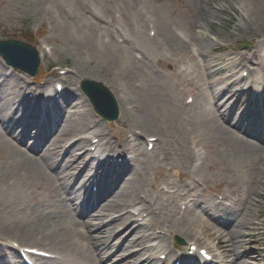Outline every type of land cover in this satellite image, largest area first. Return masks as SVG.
Listing matches in <instances>:
<instances>
[{"label": "rangeland", "instance_id": "1", "mask_svg": "<svg viewBox=\"0 0 264 264\" xmlns=\"http://www.w3.org/2000/svg\"><path fill=\"white\" fill-rule=\"evenodd\" d=\"M203 1L205 0H0V40L24 41L36 49L40 59L38 72L33 78L10 68L9 70L6 69L2 60H0V85L6 83L8 87L15 85L18 88L21 85L27 86L28 90L22 93L20 98L23 97L29 100L33 95L43 97L48 93L51 94L54 92V85L60 84L63 100L67 102V99H71L69 101L70 107H66L62 113L64 122L68 120L70 114L83 111L86 114L83 124L92 123L91 132H103L104 137L117 148L123 143L121 136H125L128 128H130L135 135L132 143L135 154L128 156H134L136 162L125 169L120 177V179L123 178V181H118L117 184L112 186L111 192L118 191V188L121 189L124 182L136 178V169L143 167L142 172L145 175V181L140 196L146 197V199L143 202L139 200L135 203L134 209L127 211L134 215L133 219H139L136 217L137 212L135 210L144 208L148 213L150 211L147 208L150 204L153 205V209L154 206L160 205L162 211L156 218L160 223L163 218L167 217L166 221L171 219L169 213L171 207H167L168 203L155 200L161 187L158 189L159 191H156L151 186L159 183L160 180L175 183L178 187L192 184L191 188H194L197 196H199L194 214L200 216L205 225L198 221L192 228H189L188 225L181 226L184 229H189L192 234L198 233L195 239L199 238L201 240L202 245L200 246L215 250L213 247L216 245L217 240L208 238L207 231L213 233L217 230H213L212 225L221 231L227 230L234 219L235 212L232 211V216L229 212L222 211L221 215L216 217L208 210V201L217 200L221 202L222 205L216 206L220 210L226 204L221 198H224V194L229 192L230 188L234 195L241 196L245 192L244 184L249 179L247 171L253 165L254 156L247 157L241 153L234 154L228 146V143L232 140L230 137H225L228 143L215 144L208 134L198 133V131L202 132V126L199 123H202L206 118H203L200 114L205 115L206 112H213L210 114L213 117L215 116L216 120L209 118L211 122L220 121L219 115L223 117L227 114H230L229 118L232 121L238 119L237 113L230 112V108L236 104V101H233L230 96L226 99L223 96H217L214 97L215 100L209 102L206 98H201V101H199V97H197L198 90L195 89L197 80L181 75L179 73L181 70L180 64H184L191 69L188 53L197 50L198 55H200L199 58L204 60L214 47H223L222 52H214V56L217 57H224V55L231 52L236 59L237 54L247 52L248 49L256 46L261 48V54L264 56V16L259 20L258 25L250 27V30L244 31V28H241V31H236L241 20L240 14L234 11L229 4H226L225 0H207L205 3ZM223 5L227 8L226 10L222 8ZM207 9L211 12V19L209 20L211 24L206 30L195 29L194 23L197 21L199 12ZM189 17L192 19L193 24L188 22ZM146 22L151 23L149 30L145 28ZM152 27L154 31L150 32V30H153ZM105 29H117L135 48L137 47V49L143 51L141 53H143L146 60L138 64L142 72L140 78L127 77L125 66H121L119 59L112 58L109 60L104 58L103 48H105L106 42H113L111 36L104 32ZM155 32L159 34L169 33L168 35L173 38L174 44L175 42L180 43L178 37L187 40L188 44L179 53L172 49L154 50L152 46L156 45V40L161 38L160 36L158 38ZM197 37H199V40H196ZM200 39H204L205 42ZM41 49L46 50L43 55L40 54V52L42 53ZM132 55L138 57L136 53ZM164 55L170 57V59L165 60ZM160 57L166 61V65L156 69L152 68L154 60ZM257 62H259V59L251 60L247 67L255 69ZM247 67H242L238 71L235 70V79L241 78L242 74H247V77L244 78L245 81L240 85V88H243L242 90L249 86L252 87V76H256V74L250 76ZM259 76L264 81V66L261 73L259 72ZM193 77L195 78V75ZM21 78L24 83L21 82ZM85 80L101 83L113 94L119 108V118L116 122L107 123L95 116L89 102L80 91V84ZM150 81L154 82L156 90L166 95V103L143 93L146 82ZM263 84L261 95L264 96ZM151 88H149V91ZM222 88L221 82L216 84L211 91L216 95L223 92ZM65 93L66 95L74 93L75 96L73 98L67 97L70 95L65 97ZM199 93L201 94L200 91ZM28 94H30L29 98ZM190 98L193 99V103L195 101L201 102L203 110L197 112H189V109L186 111L181 110L182 107L187 108L191 105L188 104ZM242 98L250 101L254 97L247 91L243 92ZM163 104L168 105L167 107L170 110L172 108L175 111L172 120L168 118ZM125 108L128 114L124 113ZM141 108H144V110L142 111ZM11 109L12 105L7 108L6 114ZM22 112L23 110L19 111L20 114ZM158 120L159 122H157ZM167 127L169 128L168 134ZM32 129L30 130L32 135L29 134L31 138H24L20 147L16 145L17 149L19 148L29 155H33L29 152L30 146L33 142L36 143L34 137L37 131ZM60 129L61 127L48 138L46 146L50 145V140L58 134ZM1 131L0 128V141L4 136ZM18 133L19 131L12 130L6 134V138H3L10 144L20 139ZM259 135L263 136L264 131L259 132ZM83 136L89 137V140L92 137V135ZM149 139L156 141L154 142L156 148L154 147L152 151L147 150ZM44 140L45 138L39 139L38 145H41ZM76 140V138L71 137V139L69 138L70 142L67 141L61 144L64 148L61 149L58 168H56V172H59L61 167L66 164L71 163L74 166L66 174L74 180L73 183L71 182L74 191L79 186L87 185L89 175L93 174L92 169L96 167L92 163L84 168L86 162L89 161V156L81 157L74 162V157H79L81 152L76 149L75 152L70 154L69 151L67 152V147ZM197 143L200 145H197ZM38 148L41 149L38 155H41L44 150L43 146ZM9 149L6 144L0 145V153L5 156H7ZM86 149L92 151L90 147ZM235 151L240 152L239 150ZM164 152L168 153L167 157ZM187 153L190 156L185 161L184 155ZM126 156L125 154L120 155L119 160H128ZM142 163H145V165L142 166ZM10 164L11 162L7 157L1 156L0 225H3L8 218L17 215L27 216L31 213V210L35 209H46L45 212L60 210L66 212L64 205L67 201V195L61 193L56 195L53 183L47 179L49 177L45 176L39 179L36 175L25 177L24 173H20L13 179L7 173ZM185 173H187V176L189 174V177L183 180V174ZM178 175L179 179L177 178ZM262 193L263 201L254 207V212L251 215L252 222L248 229L244 231L248 235L247 240L251 242L245 246L247 250H240V254L247 253L238 259L242 264H264V187ZM80 194H82L81 191H78L77 196ZM179 194L184 195L181 188ZM75 202L73 205H75ZM176 204L178 207L180 206V203L179 205ZM29 206H31V209L28 208ZM183 208L181 206L179 209L182 211ZM96 211L97 209L94 210V212ZM145 216L146 214L143 215V217ZM178 217L181 216L178 214L173 216L174 220H178L180 224L183 223L179 221ZM151 219L155 218L148 216L144 223H152ZM107 221L105 220V222ZM138 221L140 222V219ZM100 222L94 221V224ZM167 225L162 229L166 230ZM181 229V227L172 228L176 232L181 231ZM121 231L122 228H119L117 233ZM153 233L161 237V232L153 231ZM175 235L185 242L190 241V238L185 240V237L182 238L183 236L177 234H174L173 237ZM104 236V240H106L108 235ZM123 236L124 233H120L115 234L112 238L110 246H112L114 254L106 264L117 263L122 254L124 255V251L132 250L127 242H122ZM133 236L136 235L132 234L131 237L133 238ZM173 237L172 239L164 237L165 244H162L160 250L154 251L156 253L155 257L157 255L158 258V255L168 248L170 243L173 242ZM5 238L0 239V242L10 241L21 247L26 246L44 250L53 255L57 252L46 243L35 240H23L11 236ZM156 243L158 244L159 240ZM147 245L152 247L149 242ZM69 258L71 260L70 264H81L83 262L93 264L83 256L82 251H79L76 256L69 255ZM253 258L257 259L256 262L253 261Z\"/></svg>", "mask_w": 264, "mask_h": 264}, {"label": "bare ground", "instance_id": "2", "mask_svg": "<svg viewBox=\"0 0 264 264\" xmlns=\"http://www.w3.org/2000/svg\"><path fill=\"white\" fill-rule=\"evenodd\" d=\"M205 1L203 2L205 3ZM225 2L226 4H229L234 11L240 14L241 20L236 28V31H241V28H244V31L250 30V27L258 25L259 20L264 16V0H225ZM222 8L224 10L227 9L224 5ZM210 13L211 12L208 9L206 11H200L199 16H197V21L194 23V28L206 30L211 24L209 21L211 19ZM188 22L193 24L190 17L188 18ZM145 24V28H148L149 30L151 23L146 22ZM151 31H154V29L150 30V32ZM104 32L111 36V40H113V42H106L105 48H103L104 58L109 60L112 58L119 59L121 66H125L127 77L140 78L142 72L138 64L146 60L143 53H141L143 51L137 49V47L135 48V46L132 45L126 37L121 35L117 29H105ZM155 34L158 38L159 36L161 38L160 40H156V45H151L154 50L156 49L159 51L161 49H172L176 53H179V51H181L184 46H187L188 44V41L182 39V37H178L180 40L179 44L176 42L174 44L173 38L168 35L169 33L159 34L158 32H155ZM154 40L155 38L153 41ZM196 40H199V37H197ZM200 40L205 42L204 39ZM203 49L205 50V48ZM41 50L42 53L40 52V54L43 55L46 50ZM222 51L223 47H214L211 49V53L207 55V58L204 60L199 58L200 55H198V53H188L191 69L186 67L184 64H180L181 70L179 73L197 80L195 89L198 90L197 97H199V101H201V98H206L208 102L213 101L215 100L214 97L217 96H223L225 99L230 96L233 101H236V104L230 108V112L237 113V116H239L238 119L232 121L229 118L230 114H227V116L223 117L222 115H219L220 121L211 122L209 118L216 120L215 116H211L213 112H206L205 115L200 114V116L206 118L202 121V123H199L202 126V132L198 131V133L208 134L215 144H221V142L228 143L225 140V137H230L232 140L228 143V146L234 154L238 155L241 153L245 154L247 157L250 155L254 156L253 165L247 171L249 179L244 184L245 192L241 196H236L237 201L230 203L229 210L225 209L223 211L225 213L229 212L233 216L232 211L234 210V219L231 221L228 228L225 227L227 230L221 231L212 225V229L217 230L213 233L207 231L209 236L208 238H213L215 241L217 240L215 249L220 250L218 255L219 258L217 256H215V258H217L220 262H224V264H242L238 261V259L247 253L240 254V250H247V247L245 246L251 242L250 240H247L248 235H246L247 233L244 231L248 229L252 222L251 215L254 212V207L263 201L264 135L261 137L259 132L262 130L264 131V102L259 104V106L258 104L255 105L254 99L249 101L242 98L243 92H247L250 89L244 88V90H242L243 88H240V85L245 81V79H235V70H241L242 67L246 68L247 64L251 62V60L255 61L259 59V62L256 63L257 66L255 69H251L250 76L253 74H256V76H252V83L255 86V89L253 88V90L251 89L250 91L253 92L254 97L256 95L261 100L258 88L262 85L263 80L259 76V72L261 73L262 67L264 66V56L261 54V48L258 46L251 47L247 50V52L245 51L237 54L236 59L233 57L231 52L228 53V55H224V57L214 56V52L218 53ZM133 53H136L138 57L132 55ZM163 57L166 58L165 60L170 59V57L166 55ZM165 60L161 57L156 58L153 62L152 68L156 69L166 65ZM131 62L133 64H130ZM6 69L9 70V67H6ZM194 75L195 78L193 77ZM218 76L220 77L217 78ZM21 82L24 83L22 78ZM221 82L223 85V92L214 95L211 89L216 84ZM146 83L145 90L143 91L145 95L157 98L160 102H167L166 95L155 89L153 81ZM0 86L1 133H3V137L6 138V134H8L9 131H19L18 136L20 138L19 140H21H15L16 142L13 141L9 144L6 142V139L2 137V141H0L1 146L2 144H6L7 147L10 148L8 154H6L7 156L0 153V159L1 156L7 157V159L11 162L7 171L8 175L13 177V179L20 173H24L25 177L36 175L39 179H42V177L45 176L49 177L47 179L49 182L53 183L56 195L60 193L67 195V201L64 205L66 212H61V210L56 212H45L46 209H35L31 210V213L27 216L17 215L8 218L3 225H0V239H6L5 237L11 236L12 238L35 240L41 243H46L53 250L57 251L53 262L46 264H70L71 260L69 255L76 256L79 251H82L83 256H85L93 264H106L108 263L110 257L114 254V250H112V246H110L112 238L115 234L118 235L120 233H124L122 242H127L132 250L124 251V255L122 254L121 259L115 264H158L155 257L156 253L154 251L160 250L162 248V244H165L164 237L172 238L174 234H177L181 237L183 236V238L185 237V240H187L186 238H190V243L196 238L198 233L195 232L192 234L189 232V229H184V227L181 226L188 225L189 228H192L198 221L205 225L204 221H202L203 219L200 216H197L196 213L194 214L197 208L196 201L198 196H196L194 189L191 188L192 184L189 186L185 185L178 187L175 183L160 180L159 183H155L151 186V188L156 191H159V186H163L168 189L158 192L157 199H155L157 201L160 200L161 202L168 203L167 207H171V210L169 211L171 219L166 221L167 217L163 218L160 223L156 220L160 211H162V207H160V205L157 207L154 206L153 209V205L150 204L147 208L150 211L148 212L149 216H151V218H155L151 219L152 223H139L138 219H133L134 215H131L130 212L127 211L129 209H134L135 203L139 200H142L143 202L146 199V197L140 196L142 195L141 190L143 182L145 181V175L142 172L143 167H138V169H136V178H131L130 180L124 182L121 189L118 188V191L115 190L117 192H111V187L113 185L117 184L118 181H123V178L120 179V177L125 169L136 162V159L132 160V162L131 160L130 162H126L124 160L122 164L110 162V159H113L115 156L120 154H135V150L132 147L135 135L130 128H128L125 136H121L123 138V143L117 148L112 142L108 141L104 137L103 132H91L92 123L83 124V121L86 118L85 112H74L70 114L68 120L64 122L63 116L54 118L51 117V114L54 116L53 113L57 111L52 108V105L50 106L51 102L47 104L48 100L46 101L45 98L44 102L40 100L42 98L38 99V95L36 97L33 95L32 97L35 98H30L29 100L23 97L20 98L22 93H25L28 90L27 86L21 85L18 88L15 85H11L8 87L6 83L1 84ZM150 87L152 88L149 91ZM49 95L51 97V94ZM55 95L56 94H53L52 96L54 97ZM67 95L65 93V97L67 96L69 98H73L75 96L74 93H69ZM63 99V93H60L57 101L59 102ZM70 100L71 99H67L64 106H67ZM63 101L65 102V100ZM199 101H195L187 108L182 107L181 110L186 111L189 109V112L201 111L203 110V107L202 103ZM42 104H46V107L41 111L40 108L42 107L40 106ZM10 105H12V109L10 111L8 110L6 114L5 111ZM163 106L168 118L172 120L175 111L172 108L170 110L167 107L168 105L163 104ZM254 106H256V108H254ZM68 107H70V104ZM247 107L249 108L246 109ZM20 110H23L21 114L19 113ZM126 110L127 109L125 108L124 113L128 114ZM141 110L143 111L144 108H141ZM64 111L65 109H61V114ZM73 117L74 119H72ZM52 121L53 127L57 126V131L59 127H61V129L58 134L50 140L51 142L49 146H46V142L50 136L56 133V131L46 134L45 140L41 143V145L33 142L29 148V152L33 155H29L27 152L16 148V145L19 147L22 145L24 138H31L30 135H32V133L30 130L32 128V130H37L35 139H38V135L45 131L44 127L49 125ZM157 122H159V120ZM168 129L169 128L167 127V134ZM52 130H54V128H52ZM83 135H92V140L98 139L97 144L93 145L91 143V139L89 140V137H84ZM71 137L76 138L77 140L67 147V152L69 151V153L72 154L76 149L82 152L81 156L74 157V162L81 157L89 155V153H87V147H90V149L94 148L97 152L100 150V159L103 158V160L99 162L100 164H97L102 167H99L101 173L98 175L96 170L93 177L89 175L90 179L93 180L92 186L97 188L94 193L89 191V193L87 192V194H84V185L79 186L75 191L73 190L72 183L74 180L71 179V176L66 175L70 168H74L71 163L61 167L59 172H56V168H58V160L61 156V149L64 148L61 144L69 141V138L71 139ZM243 137L249 140H246ZM162 142H164V140H162ZM256 142H259V144ZM197 145L200 144L197 143ZM39 146H43L44 149L41 155H38L40 152V149L38 148ZM154 147L156 148V144ZM235 150H239L240 152ZM164 153L167 157L168 153ZM189 156V153L185 154L184 160L187 161ZM90 160L97 159L93 156ZM102 161L103 164L101 163ZM143 165H145V163H142V166ZM183 177L184 179H187L189 174L187 176V173H185L183 174ZM177 178L179 179V175ZM180 188L184 191L185 196L179 194ZM78 191H81L83 194L77 196ZM228 193L229 195L232 194L231 188ZM74 201L79 203L77 209L75 208L76 206L73 205ZM176 203H188V206L184 212H181ZM189 203L191 205H189ZM95 205L97 206L96 212H94ZM218 205L219 203L215 200L208 201V210L216 217H219L222 212L221 208L220 210L217 209L216 206ZM236 206H238L239 209L235 210ZM28 208L31 209V206ZM143 209L135 210V212H137L136 217L142 218V215L147 213L146 209ZM174 214L180 215L181 217H178L179 221L183 223L180 224L178 220H174ZM104 219L108 221L105 222ZM94 221L101 222L94 224ZM141 221H144V219L142 218ZM167 223H169V225H167ZM166 225V230H163L162 228L166 227ZM179 227L182 228L179 232L172 230V228L174 229ZM119 228H122V231L117 233ZM155 230L161 231L163 236L156 237L153 233ZM132 234L136 236H133L132 238ZM104 235H108L106 240H104ZM156 240H159L158 244H154ZM195 241L196 243H201L199 238L195 239ZM148 242L153 244V247H149L147 245ZM5 245L11 249V242H6ZM188 245L190 244L188 243ZM20 248L27 247L24 246ZM3 257H5L4 251L0 249V264H4L2 262L4 260L2 259ZM195 257L196 254L194 257L192 256V260H195ZM186 258L187 257L185 256V259L183 258V260H188ZM196 259L200 260L199 257H196ZM183 260H181V263ZM192 260L190 259V262H192ZM256 260L257 259L253 258V261L256 262ZM177 261V258H175L173 264ZM186 263L187 262H185V264ZM201 263L208 264L204 262ZM81 264L86 263L83 262Z\"/></svg>", "mask_w": 264, "mask_h": 264}, {"label": "water", "instance_id": "3", "mask_svg": "<svg viewBox=\"0 0 264 264\" xmlns=\"http://www.w3.org/2000/svg\"><path fill=\"white\" fill-rule=\"evenodd\" d=\"M0 58L7 66L34 77L39 68V57L34 47L18 40L0 41ZM80 89L89 100L94 112L104 121L118 119V106L111 92L102 84L85 80Z\"/></svg>", "mask_w": 264, "mask_h": 264}]
</instances>
